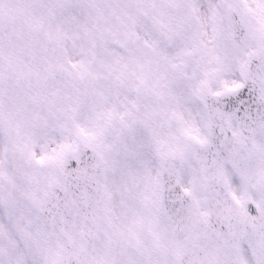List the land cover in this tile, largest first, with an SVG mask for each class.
Here are the masks:
<instances>
[{
	"label": "snow or ice",
	"instance_id": "obj_1",
	"mask_svg": "<svg viewBox=\"0 0 264 264\" xmlns=\"http://www.w3.org/2000/svg\"><path fill=\"white\" fill-rule=\"evenodd\" d=\"M0 264H264V0H0Z\"/></svg>",
	"mask_w": 264,
	"mask_h": 264
}]
</instances>
